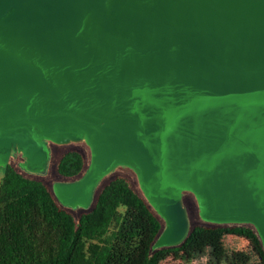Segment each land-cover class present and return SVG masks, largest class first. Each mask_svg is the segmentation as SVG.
<instances>
[{
    "label": "water",
    "instance_id": "water-1",
    "mask_svg": "<svg viewBox=\"0 0 264 264\" xmlns=\"http://www.w3.org/2000/svg\"><path fill=\"white\" fill-rule=\"evenodd\" d=\"M12 161L73 214L127 177L162 220L152 251L196 224L252 226L264 250V0H0Z\"/></svg>",
    "mask_w": 264,
    "mask_h": 264
},
{
    "label": "trees",
    "instance_id": "trees-1",
    "mask_svg": "<svg viewBox=\"0 0 264 264\" xmlns=\"http://www.w3.org/2000/svg\"><path fill=\"white\" fill-rule=\"evenodd\" d=\"M58 151L57 173L72 178L83 171L79 150ZM0 176V264H160L170 253L193 249L207 232L247 238L264 264L260 238L249 225L196 224L180 244L152 251L162 220L127 177L108 179L94 209L73 214L16 161Z\"/></svg>",
    "mask_w": 264,
    "mask_h": 264
},
{
    "label": "rangeland",
    "instance_id": "rangeland-1",
    "mask_svg": "<svg viewBox=\"0 0 264 264\" xmlns=\"http://www.w3.org/2000/svg\"><path fill=\"white\" fill-rule=\"evenodd\" d=\"M190 258L194 262L192 264H262L255 247L247 238L213 232L205 233L196 242ZM185 259L190 262L188 257ZM165 264L178 262L173 259Z\"/></svg>",
    "mask_w": 264,
    "mask_h": 264
},
{
    "label": "crops",
    "instance_id": "crops-1",
    "mask_svg": "<svg viewBox=\"0 0 264 264\" xmlns=\"http://www.w3.org/2000/svg\"><path fill=\"white\" fill-rule=\"evenodd\" d=\"M191 250H192V248L187 250L186 252L181 253V254L180 253H170V254L167 255V257L165 259H163L161 261L160 264H165L169 260H173V259L175 261H177L178 264H192L194 262L191 259H189L190 262H187L186 259H185L187 256H189V254L191 253Z\"/></svg>",
    "mask_w": 264,
    "mask_h": 264
}]
</instances>
